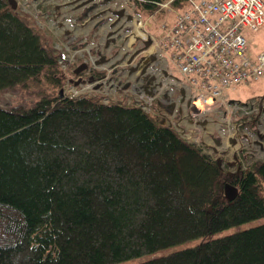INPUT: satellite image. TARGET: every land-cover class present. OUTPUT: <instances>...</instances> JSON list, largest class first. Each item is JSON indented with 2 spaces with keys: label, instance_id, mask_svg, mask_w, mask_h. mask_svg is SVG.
Returning <instances> with one entry per match:
<instances>
[{
  "label": "trees",
  "instance_id": "16d2710c",
  "mask_svg": "<svg viewBox=\"0 0 264 264\" xmlns=\"http://www.w3.org/2000/svg\"><path fill=\"white\" fill-rule=\"evenodd\" d=\"M21 8L0 0V90L45 93L0 106V264H116L201 238L134 264H264V222L212 236L264 217V159L230 174L137 102L64 96L58 35Z\"/></svg>",
  "mask_w": 264,
  "mask_h": 264
},
{
  "label": "rangeland",
  "instance_id": "374dc122",
  "mask_svg": "<svg viewBox=\"0 0 264 264\" xmlns=\"http://www.w3.org/2000/svg\"><path fill=\"white\" fill-rule=\"evenodd\" d=\"M18 2L23 10L32 13L36 17L37 24L40 27L52 31L53 35H58V40L56 41L55 46H65V50H60L65 56L60 58L59 66L66 72L67 76L73 75L74 66L83 59L84 56L79 53L83 52L85 58H90V47H85L83 49L80 47L83 45V36L90 39L91 35L88 33L90 30L92 33H101V35L98 34V36L102 37V42L107 39L106 34H109L112 30L114 32L120 31L121 33H117V35L115 34L116 39L111 41L109 46L111 48L119 47L120 50L116 56L122 57L121 59L125 61L127 55H131L130 52L132 49L129 50L128 48L134 38V34L137 32L140 33V29H136L138 26L137 23L135 22L136 26L133 22L136 13L140 14L144 19H148L151 23L149 29L145 26L143 31H145L147 35L150 33L151 36L153 33L158 39H161L165 32L161 25L165 22L171 24L175 17V12L170 7L160 8L152 14H150L151 11L143 8H137V10H135L133 0H96V2H87L85 4V0H18ZM93 4H97L98 6L93 9L92 7H88V11L86 12L87 16L83 15L84 17L82 16L81 18L79 17L80 15L78 16L74 13V11L83 12V10L86 9V6H91ZM122 7L125 10H128L127 15L129 16H126V19L121 17L117 18V11L122 10ZM77 17L79 18L77 19ZM67 30H69V32H67ZM245 33L249 40V49L247 53L250 57L256 58L257 53L264 47V27L259 30L245 28ZM67 35L68 37H66ZM77 35H80V37H77ZM136 37V39H133V44H131L132 48L145 44V40L142 36L138 37L136 35ZM90 40H88V42ZM149 45L148 52H152V56L157 59L154 64L146 65L148 70L146 75L149 74L150 77H152L154 84L150 91H152V96H154V98L155 96L158 98V100H155V102L153 100V102L157 105L160 104L161 106H166L165 104L169 102H172L173 104L176 103L177 109L170 110L166 114V117L170 119L171 124L176 126L185 137L202 145L203 150L211 153L214 158H222L224 168L230 173L236 172L240 169L239 165H241V161L244 162L243 167H247V165L254 159H264V136L260 138L259 135V132L262 135L264 134V112L260 106L261 104H264V76L258 80H250L226 89L227 94L232 99H237L241 102H247L253 99L254 107H247L244 111H240L239 109L236 111L234 106L231 105V102L226 99L218 105V108L195 111L191 107H185V102L182 100L179 101L181 104L176 102L175 98L178 97L180 91L174 83H172V85L161 80L158 82V85H156V82L158 81L156 73L161 70L162 65L159 55L160 50L153 41H151ZM94 53L95 51L93 49L91 54L92 64L95 63L93 60ZM143 54H145V52ZM106 62L109 61L106 60ZM116 62L117 61H113L112 63L116 64ZM134 62L136 61H133L132 63L134 64ZM103 66L110 68L108 63ZM129 66L130 65H128V67ZM137 66L139 67L140 65ZM170 69L175 79L180 78L179 71L171 62ZM124 71L125 65H123V67L111 66L109 73L111 78L107 81V87L103 88V90L108 92L110 100H122L123 102L128 103L134 102V99L138 98L137 93L140 88L147 90V87L145 86L146 81L145 79L141 80L139 76L137 78V76L134 75L136 74V71L127 79L130 86L126 90L124 85L127 77L123 75ZM86 73L89 72L87 71ZM139 73H142V69L139 70ZM147 81L149 82L148 78ZM91 86L92 85L88 87L86 83L75 85L74 83H69L67 80L63 87L64 96L91 94V92H93ZM172 88L174 89V93L170 94L174 97L166 98L164 90L166 91ZM44 93L45 92H40L39 88L23 89L19 85L13 86L0 90V106L7 108L27 107L32 105ZM48 93L46 94L48 96L54 95ZM54 96H56V93ZM204 104L205 102H203V105ZM215 104L217 105V103ZM167 109L169 108L167 107ZM232 136L239 138L236 144H232L230 141V137ZM218 141L220 144H218ZM261 222H264V217L232 226L231 228L219 231L212 236L224 235ZM209 237H211V235ZM202 240L203 238L195 239L178 246L158 251L155 254H147L116 264H134L149 257L167 254L176 249L196 245Z\"/></svg>",
  "mask_w": 264,
  "mask_h": 264
},
{
  "label": "built area",
  "instance_id": "2783aa9c",
  "mask_svg": "<svg viewBox=\"0 0 264 264\" xmlns=\"http://www.w3.org/2000/svg\"><path fill=\"white\" fill-rule=\"evenodd\" d=\"M264 21L263 0H191V7L160 41L172 53L192 98L218 100L224 88L264 72V49L256 60L247 54L242 25L257 28Z\"/></svg>",
  "mask_w": 264,
  "mask_h": 264
},
{
  "label": "water",
  "instance_id": "95a60500",
  "mask_svg": "<svg viewBox=\"0 0 264 264\" xmlns=\"http://www.w3.org/2000/svg\"><path fill=\"white\" fill-rule=\"evenodd\" d=\"M90 1V0H89ZM12 6L14 8L17 7V0H10ZM122 12H119V14ZM87 66V64H83L82 66H79L78 68L75 69L76 73H79L81 70H83L85 67ZM93 76H91L92 79ZM79 80L76 81V83H78ZM61 92H63V90H61ZM163 121H165V119H163ZM233 142L235 141L234 139H231ZM226 196L229 200L233 199L236 197V195L238 194V187L236 185H233L231 183H226Z\"/></svg>",
  "mask_w": 264,
  "mask_h": 264
},
{
  "label": "flooded vegetation",
  "instance_id": "af4514ba",
  "mask_svg": "<svg viewBox=\"0 0 264 264\" xmlns=\"http://www.w3.org/2000/svg\"><path fill=\"white\" fill-rule=\"evenodd\" d=\"M116 67H118L120 65V63L117 61L116 62ZM84 74H86L85 72H81L80 74L77 75V78H82V80L85 78Z\"/></svg>",
  "mask_w": 264,
  "mask_h": 264
}]
</instances>
